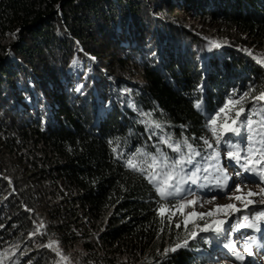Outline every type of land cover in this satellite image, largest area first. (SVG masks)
<instances>
[{
	"label": "trees",
	"instance_id": "obj_1",
	"mask_svg": "<svg viewBox=\"0 0 264 264\" xmlns=\"http://www.w3.org/2000/svg\"><path fill=\"white\" fill-rule=\"evenodd\" d=\"M263 52L264 0H0V264H200L207 237L163 254L185 231L124 162L211 138L264 91Z\"/></svg>",
	"mask_w": 264,
	"mask_h": 264
},
{
	"label": "snow or ice",
	"instance_id": "obj_2",
	"mask_svg": "<svg viewBox=\"0 0 264 264\" xmlns=\"http://www.w3.org/2000/svg\"><path fill=\"white\" fill-rule=\"evenodd\" d=\"M210 43L216 48L222 46L215 40ZM258 62L264 64V60H259ZM73 63L75 64L76 61H73ZM77 91H80V88H78ZM248 96L249 92H245L240 95L239 98H235V93H233V95L227 99L224 105L219 108V111H217L214 116H208L207 124L212 132V137L215 139L216 148H213V144L210 143L208 139H204L203 143L206 146V149H213L212 152L207 153L206 155H202L200 151H197L187 138H185L182 142L173 141L171 136H162L160 138L161 143L166 144L173 152H177L180 155L178 158L173 159L170 158L167 153L157 149L158 155L150 157L151 163L148 164V168L151 169V171L148 172L145 178L149 180V183L153 184L161 200L165 201V203L160 204L156 210L157 215L161 217V223H164L166 214L169 224L172 223L174 216L180 215L183 218L184 231L186 233V236L183 239H179L178 237L177 242H175L173 246L164 249V255H167L169 252H175L180 248L188 247L189 239H196L200 232L221 233L228 231V229H225L224 227L227 221L220 219L219 216H227L240 210L235 205L228 204L217 205L214 209L207 213H197L194 210L192 212L185 211L186 208L195 205L198 201L195 199L188 200L186 198L188 194L192 193L190 189H185L184 185L189 181L192 184H197V181L201 179L199 175L201 170L208 173L209 169L213 167L210 163L211 161H217L216 167L220 173V175L215 177V183L217 186H222L224 188L228 187L227 182L229 177L224 173V169L218 166L220 158L219 147L222 143L228 144L229 150L227 151V157L229 160L235 161L239 164L240 168L243 169L244 172H250L258 176L260 182L264 184V112H253L245 117L247 121L246 127L248 129V147L246 149H242L239 142L235 144L229 142L225 135L226 133H235L238 136L241 134V128L239 127L241 121L239 118L245 113L243 103ZM252 100L264 101V91H261L258 96L253 97ZM196 107L200 108V104H197ZM232 111L235 112L234 119L229 115ZM141 114L147 117L144 122L149 127H155L156 129L162 128V125L159 122L151 119V113ZM222 115L224 118L223 120H220ZM256 115L261 117L258 121L253 120V116ZM254 124L257 125V127H254ZM109 143H111V141H109ZM256 145H259V147ZM242 151L244 152V155L241 154ZM137 156H147V154L141 149H137L136 155H133L126 160V166L135 171L144 172L145 169L143 164L145 161L136 162ZM196 157H201L209 163L201 169V165L198 161H196ZM241 161H243V163H241ZM187 165H193V168L185 171V167ZM236 175L241 176L242 173L237 172ZM203 179L206 182H211L209 176H204ZM203 186L206 185H199L198 187ZM237 191H240L239 185H237ZM255 195L261 196V203H264V187H261L259 193L251 191L248 193L249 197ZM169 197L176 199L177 203L171 205L170 208H166V203ZM235 199L240 201L245 198L236 196ZM210 202L211 201H209V203ZM253 203L254 201L248 199L245 203V208ZM199 221H203V223L201 224ZM261 221H264V211H261L258 215L248 220L247 224L240 225V227L254 228L259 231ZM189 225L192 226L191 230H189ZM176 227L180 228V223H177ZM161 231H163V229H161ZM47 246L51 247L52 244L50 243ZM226 247H228L229 251H233L235 245L228 243ZM245 251H247L249 255H252L251 243L248 244ZM57 254L60 255L58 249ZM236 258L241 261L244 260L242 255H237ZM62 259H67V257H62Z\"/></svg>",
	"mask_w": 264,
	"mask_h": 264
},
{
	"label": "rangeland",
	"instance_id": "obj_3",
	"mask_svg": "<svg viewBox=\"0 0 264 264\" xmlns=\"http://www.w3.org/2000/svg\"><path fill=\"white\" fill-rule=\"evenodd\" d=\"M180 13H182V12H180ZM190 23H191V25H190L191 27H193V28L197 27L199 29V31L207 32V34H202L203 37H200V38H203L205 40H210V41L215 40L219 43L231 42L230 39H228L227 37H223L222 35L221 36L215 35L216 27L210 26L209 24H207V26H206V24L202 25L201 19H198V18L193 19ZM184 39L187 40L188 50L192 51L193 47L189 44L190 38L186 37V35L184 34ZM202 43H204V41H202ZM245 48H246V46H245ZM252 50H253L252 48L246 49V51L248 53H250ZM197 54H199V53H197ZM256 55H258V53ZM216 56L218 58H221V56H218V55H216ZM258 56L260 58L259 60H264V52L262 53L261 56L260 55H258ZM260 66L264 69V64L261 65V63H260ZM263 86H264V84H263ZM252 97L248 96L246 98V100H251L252 103H250L247 107H245V113L242 116V120H245L246 115H248L249 113L251 114L253 112H264V101H255L254 102L252 100ZM254 105H255V107H254ZM255 117L258 120L261 118L259 115H256ZM246 123H245V125H246ZM247 134H248V129H247ZM211 136H212V134H211ZM236 137L237 136L235 135V133H228L227 140L234 144L235 142L238 141V139ZM203 145H204L203 140H200V143H198V146L202 147ZM247 147H248V145H246L243 149H246ZM257 147H259V145ZM228 150H229L228 146L222 150V163H223V165H220V163H218V166L220 168L224 169L225 174H228L229 176H231L233 178V183L228 185L227 188H224L222 186H217V184L215 183V177L220 175V173L216 167V170L214 172H211V173L205 175V176H209L210 181H211V182H207V183L214 186L213 189L209 192V195L205 196L201 193H195L193 195V198H188V200L195 199L198 202L195 205L186 208L185 211L186 212H192L194 210L197 213H207V212L211 211L212 209H214L217 205H228V204L239 205V207H237L238 209L240 207H244V208L240 209L239 211L234 212L230 215H227V216L220 215L219 216L220 219H224L227 221L225 223L224 227H225V229H228V231L221 232V233H214V232H200L199 233L200 236H198L196 238L197 242H199L200 239L203 237L211 236L214 238L213 247L216 248L215 249V255L216 256H212L209 259L207 258L204 264H264V261H261L259 258L260 253H263L264 251L259 250L256 246H252V252H253V254L251 255L252 259L250 261L248 260L245 263L240 262L236 258L237 255H240V254H235V251H229L228 247H226V245L228 244V243H226V242H228L227 241L228 235L232 231V229L234 228L233 223H235V221H237L241 215H244L245 214L244 212L246 210H247V212L254 213V216L258 215L261 211H264V203H261V199H260V201H258L255 198V196H251V197L248 196V199L254 201V203L249 205L247 208H245V203L247 202V201L245 202L246 194L248 195L249 191L256 193L254 190L257 189L258 181L256 180V177L254 174L253 175H254L255 180L252 182H247V183L242 177L236 175L237 172H243V169H241L239 164H237L235 161L228 159V157H227V151ZM241 154L244 155V152L242 151ZM241 163H243V161H241ZM229 164H232V167L234 168V170H232L231 168L228 167ZM237 185H239L240 191H237ZM262 187H264V184H262ZM244 190L246 192L247 191L248 192L247 193H241V191H244ZM238 194H239V196L244 197L245 199H242L240 201L235 200L233 197L238 195ZM209 201H211V202L209 203ZM165 219L167 220V214L165 215ZM172 223H175V224L180 223V226H181L182 230L184 231L183 218L180 215L174 216ZM199 223L202 224L203 221H199ZM263 223H264V221L260 222V224H263ZM191 227L192 226L189 225V230H191ZM261 234H262V236H264V230ZM234 238H235L236 243H237L236 250L238 252L240 250H243L245 252L246 256H249L248 252L245 251L248 244L250 243L249 239H247L244 236L240 237V234H236ZM216 239H219V241L216 242ZM224 241H226V242H224ZM232 242H234L233 238H232ZM221 244H225L223 249H220ZM189 245L190 244L188 243V246ZM198 246H200V244H198ZM206 262H210V263H206Z\"/></svg>",
	"mask_w": 264,
	"mask_h": 264
},
{
	"label": "bare ground",
	"instance_id": "obj_4",
	"mask_svg": "<svg viewBox=\"0 0 264 264\" xmlns=\"http://www.w3.org/2000/svg\"><path fill=\"white\" fill-rule=\"evenodd\" d=\"M238 90H239V89H238ZM233 92H234V91H233ZM236 94H237V93H236ZM241 95H242V94H241ZM136 103H137V102H136ZM213 116H214V115H213ZM204 120H205V119H204ZM209 132H210V131H209ZM211 138H212V137H211ZM202 140H203V139H202ZM194 141H196V140H194ZM191 142H192V141H191ZM191 142H190V143H191ZM195 145H196V144H195ZM9 148H10V147H9ZM135 148L137 149V147H135ZM133 149H134V148H133ZM133 149H132V150H133ZM132 150H131V151H132ZM133 151L135 152V149H134ZM128 152H129V151H128ZM129 153H130V152H129ZM133 155H136V154L133 153ZM125 156H126V155H125ZM128 157H129V156H128ZM128 157H126V158H128ZM124 158H125V157H124ZM138 161H139V160H138ZM230 162H231V161H230ZM124 163H125V162H124ZM124 163H123V164H124ZM229 165H230V164H229ZM124 166H125V164H124ZM124 168H125V167H124ZM129 170H130V169H129ZM131 171H132V170H131ZM239 171H240V170H239ZM138 172H139V171H138ZM138 172H137V173H138ZM134 173H135V172H134ZM146 181H147V180H146ZM146 181H145V182H146ZM244 183H245V182H244ZM246 183H247V182H246ZM149 185H150V184H149ZM230 187H231V186H230ZM218 188H219V187H218ZM232 188H233V187H232ZM231 190H232V189H231ZM151 191H152V188H151ZM224 191H225V190H224ZM152 192H153V191H152ZM153 194H154V193H153ZM154 196H155V194H154ZM195 197H196V196H195ZM232 202H233V201H232ZM237 202H238V201H237ZM161 203H162V202H161ZM235 206H236V207H239V205H235ZM92 217H93V216H92ZM109 223H110V222H109ZM218 238H219V237H218ZM224 242H226V241H224ZM99 249H100V248H99ZM203 257H204V256H203Z\"/></svg>",
	"mask_w": 264,
	"mask_h": 264
}]
</instances>
